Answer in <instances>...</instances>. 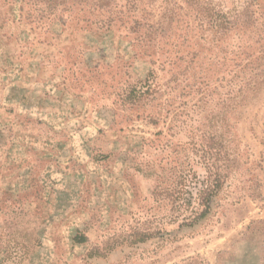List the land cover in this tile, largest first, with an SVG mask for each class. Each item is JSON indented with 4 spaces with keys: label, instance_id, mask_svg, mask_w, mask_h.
<instances>
[{
    "label": "rangeland",
    "instance_id": "1",
    "mask_svg": "<svg viewBox=\"0 0 264 264\" xmlns=\"http://www.w3.org/2000/svg\"><path fill=\"white\" fill-rule=\"evenodd\" d=\"M0 264H264V0H0Z\"/></svg>",
    "mask_w": 264,
    "mask_h": 264
}]
</instances>
